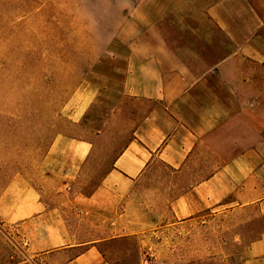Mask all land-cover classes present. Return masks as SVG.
<instances>
[{
    "label": "crops",
    "instance_id": "crops-1",
    "mask_svg": "<svg viewBox=\"0 0 264 264\" xmlns=\"http://www.w3.org/2000/svg\"><path fill=\"white\" fill-rule=\"evenodd\" d=\"M146 1L131 12L140 27L127 33L123 58L110 61L122 73L109 115L136 116L129 138L88 193L66 185L93 163L101 130L55 137L41 182L21 171L6 180L0 233L14 246L9 264L72 252L60 263L111 264L102 243L121 235L136 184L155 166L174 179L176 219L244 213V264H264V25L247 0H165L150 16ZM98 97L73 94L71 117Z\"/></svg>",
    "mask_w": 264,
    "mask_h": 264
},
{
    "label": "rangeland",
    "instance_id": "rangeland-1",
    "mask_svg": "<svg viewBox=\"0 0 264 264\" xmlns=\"http://www.w3.org/2000/svg\"><path fill=\"white\" fill-rule=\"evenodd\" d=\"M140 1L0 0V187L18 171L41 182L43 157L58 135L93 139L101 130L104 141L93 148V163L66 189L88 193L97 186L136 118L110 119L122 73L110 61L113 53H124L127 33L139 29L131 12L142 10ZM247 1L264 25V0ZM163 2L147 0V16L156 15ZM76 92L99 97L72 118L69 100ZM167 174L155 166L136 184L134 206L116 230L121 235L102 243L105 258L111 264H244L248 216L201 212L176 219L169 207L174 179ZM13 250L1 234L0 264L12 262ZM73 254L36 261L61 264Z\"/></svg>",
    "mask_w": 264,
    "mask_h": 264
}]
</instances>
